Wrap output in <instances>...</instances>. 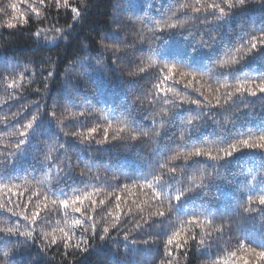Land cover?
Wrapping results in <instances>:
<instances>
[{
	"label": "snow or ice",
	"instance_id": "1",
	"mask_svg": "<svg viewBox=\"0 0 264 264\" xmlns=\"http://www.w3.org/2000/svg\"><path fill=\"white\" fill-rule=\"evenodd\" d=\"M95 2L77 0L72 5L69 0H14L0 6V39L8 31L0 51L22 33L37 53L61 46L85 53L70 60L65 56L62 72L58 70L62 57L25 54L0 59V82L6 83L5 91L11 90L9 100H24L29 91L40 97L16 111L10 107V114L0 119L11 137L10 146L0 151V216L8 217L0 221V244L6 245L0 252V264H47L43 258L53 248L60 250L62 264H77L105 244H111L115 264H139L137 256L149 252L154 254L153 264H190V256L207 257L202 264H264V188L252 189L251 194L242 190L223 217L207 210L219 198L220 181L229 183L218 177L220 162L245 149L264 152V130L229 137L225 127L209 134L216 135L215 148L206 146L208 137L199 142L194 139L209 121L215 129L226 112L232 113L234 126L235 117L250 107L240 103L242 98L264 96V73L232 75L236 66L264 48V25L248 28L238 43L224 47L203 71L189 68L187 61L168 58L179 55L172 45L173 35L185 41L195 37L191 54L214 48L221 42L222 22L238 10L264 8V0H172L166 8L162 4L155 9V15H147L153 8L147 0L140 12L134 9L141 0H109L115 14L93 36L80 30ZM62 9H70L71 23L57 27L54 12ZM33 17L39 24L51 26L25 31ZM145 76L155 82H145ZM58 81L60 88L51 95ZM38 82L42 88L32 89ZM181 84L183 91L178 87ZM120 92L122 99L115 104L97 106L90 99ZM186 106L194 109L184 113ZM137 114L147 123L137 119ZM42 121L50 122L54 130L42 126ZM169 129L175 136L170 147L163 142V133ZM33 133L38 145L32 149L33 160L41 169L57 166L56 183L51 187L39 178L37 169L15 168L24 162ZM69 138L80 149L70 148ZM145 144L152 145V162L139 175L112 166L111 160L102 163L96 159L105 145L131 152ZM93 167L103 168V175L93 176ZM69 173L81 181L64 190L61 182ZM122 180L127 183L121 184ZM95 183L112 191L105 194ZM132 188L145 196L129 205L121 193H130ZM197 192L201 196L198 205L181 211L182 201ZM112 197L115 211L109 209L106 218L97 220L98 208L113 203ZM70 215L74 218L69 223ZM233 220L242 231L236 248L227 250L222 245L231 248ZM252 222L258 224L260 239L250 240L245 234L244 224ZM33 246L35 254L28 251Z\"/></svg>",
	"mask_w": 264,
	"mask_h": 264
},
{
	"label": "trees",
	"instance_id": "2",
	"mask_svg": "<svg viewBox=\"0 0 264 264\" xmlns=\"http://www.w3.org/2000/svg\"><path fill=\"white\" fill-rule=\"evenodd\" d=\"M10 2H14V0H0V6H4L9 4ZM69 3L72 5H76L77 0H69ZM172 3V0H147V4L153 5V8L147 11V15H155V9L160 8L162 4L165 5V8L168 4ZM142 7H146L144 0H141V5L137 6L134 11L140 12ZM115 14V10L111 8L109 5V0H96L93 8L88 13L87 20L81 28V33H91L93 36L96 35V32L101 31L106 25L109 24L112 15ZM54 15H57L58 23H56L57 27L66 26L71 23V12L70 9H62L58 14L54 12ZM129 14H125V18ZM144 15V13H141ZM3 19V17H0ZM224 27L219 30L222 32L221 42L218 43L214 48L211 49H199L194 54L190 53L191 42L195 39V37L190 38L188 41H185L180 35H173L172 37V45L174 48L179 50V55H169L168 58L171 59H179L182 62L187 61V66L191 69L203 71L207 68L208 63L214 59H216L223 51L224 47L231 46L234 43H238L239 39L245 34L248 28L256 26L259 28L261 25H264V8L259 6H252L247 9H241L236 11L231 17L227 19V21L222 22ZM51 26L46 22L44 25L39 24L36 19L33 17L30 20V27L25 29V31H30L33 27H44ZM8 37V31H4L3 38L0 39V43H3ZM15 43L11 46H6L4 50L0 51V59L4 57L10 56L15 57L17 55H25V54H37L39 56H53L56 58H61V62L59 65V71H63V64L67 63V58L70 60L74 58V56H82L85 53L79 51H73L72 48L65 49L63 46L60 48H53L51 51H43L41 53H37L36 49H34L29 42L24 40L23 34H18L15 38ZM24 62L23 60L21 61ZM46 66V65H44ZM260 74L264 73V48H261L258 52L254 53L251 57L246 59V61L239 66H236L235 71L233 72V76L242 74ZM37 79H39V74L37 72ZM144 78H142L143 80ZM145 82L154 83L155 81L151 80L150 76H145ZM223 82V81H221ZM229 83H233V81L229 80ZM6 83L0 82V101H4L3 104H0V119H3L5 115H9V108L11 107V111H16L20 105L27 103L28 101H34L40 99V97L34 92L29 91L24 100H20L18 102L11 101L8 99L9 93L11 90L5 91ZM37 87L42 88V85L38 82L31 86L32 89ZM183 91V85L178 86ZM60 88L59 81L53 85L51 95H56L57 89ZM189 95L195 98V94L189 90ZM123 93L120 92L118 95H113L111 93L100 95L97 94L94 97H90L93 103L97 106H102L105 103L115 104L119 103L122 99ZM214 102V101H213ZM50 103V101H49ZM240 103L249 104L250 107L245 109L240 115L235 117V125L233 126L231 122L232 113L226 112L223 113L220 117L221 123L213 129V125L211 121L208 124L201 127L200 131L196 133L194 139L199 142L203 137H208V144L206 146L210 148H215L216 146V135H209L210 133H220L225 127L228 129V136L234 135L236 132L246 133L248 130H251L253 135L258 134V131L264 130V96L259 97H251V98H242ZM194 106H186L183 110L184 113H187L190 110H193ZM34 110V109H33ZM157 113L160 111L157 108ZM137 119H140L143 124H146V121L142 120V114H137ZM228 123H225V121ZM42 126H47L49 131H53V126L48 121H42ZM10 131L5 126L0 125V151H4L6 146H10L11 137L7 135ZM181 131H188L187 129H182ZM48 133H44L43 135H47ZM163 142L166 143L169 147L172 146L175 142V136L173 135V130L169 129L163 133ZM37 140V136L33 133L32 140L30 141L29 151L26 152L23 156V163L15 166L16 169L24 170L27 168L37 169L36 174L39 176L41 180L46 181V186L51 187L56 183V164L54 163L49 169L47 165H45L42 169L39 163L33 160L32 149L38 147L35 143ZM14 143V140L11 141ZM67 144L72 149H80V145L76 144L74 140L71 138L68 139ZM150 147L152 145H137L133 151H126L123 148H115L111 145H105L98 150V155L96 159L100 160L102 163L107 160H111L112 166L115 167H124L128 174L130 175H139L141 172L146 171L148 165L152 162V154H150ZM215 154V152H214ZM201 163H206L209 166L213 163L211 161H199ZM180 163V162H177ZM221 168L218 170V177H223L228 179L229 183L224 184L223 181H220L219 198L214 201L211 205L207 206V210L213 212L217 218L223 217L227 214L228 211L231 210L234 199L240 196L241 191H248L251 194L252 189H260L264 188V152H260V150H242L237 152L228 159L227 161L220 162ZM77 171L80 168L76 169ZM211 171V169H208ZM104 172L103 168L97 169L95 167L92 168V175H100L102 176ZM191 174V173H190ZM253 176L256 177L253 180ZM91 179V176L89 177ZM23 180V176H21V181ZM21 181H17L20 183ZM50 181V183H48ZM81 181V177L69 173L68 177H65L61 182L65 185V189L67 190L72 185L79 183ZM127 183V181L122 180L121 184ZM94 186L101 188L105 194L112 191L110 188L104 187L101 183H95ZM216 185H213V190H215ZM121 195L125 196L128 204H131L132 200H142L144 199V192L138 188H132L130 193H121ZM99 199H104V196H100ZM207 200V197L203 198ZM113 203H109L107 207L102 210L98 208L95 213L96 219L101 220L102 218H106V212L109 209H114V197H112ZM201 201L200 193H194L188 195L186 199H184L181 203L180 210L185 211L187 208H194ZM134 207V206H133ZM71 215L69 216V223L71 219H73ZM7 216H0V221L7 220ZM234 225L233 231L230 233L231 240V248H227V245H222L223 248L227 250H232L236 248L237 245V237L241 235V228L236 227V221H232ZM256 224V222H252V224H244V229H246V235L249 236L250 240L252 238L260 239L261 234L257 231L258 224L255 227L252 225ZM63 226V222L61 223ZM130 226V225H129ZM113 236L116 235L115 232L112 233ZM137 239H141L142 237L137 236ZM250 242V241H249ZM255 246V245H253ZM6 245L0 244V252L4 250ZM32 254H35V246L28 250ZM162 251V245H161ZM112 246L111 244H105L102 249H97L91 251L90 253L85 254V256L81 257L77 264H115L111 259ZM220 254V253H218ZM54 257V259H53ZM154 254L152 252L147 253L146 255H138L137 259L139 260V264H153ZM47 264H62L60 250L53 248L49 251L48 255L43 258ZM158 259V257L156 258ZM207 257L201 256H190V264H202Z\"/></svg>",
	"mask_w": 264,
	"mask_h": 264
}]
</instances>
